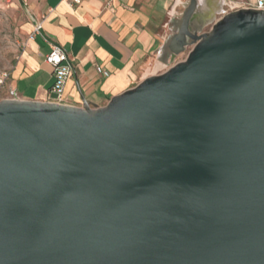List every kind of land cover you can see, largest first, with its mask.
Here are the masks:
<instances>
[{"label": "water", "instance_id": "95a60500", "mask_svg": "<svg viewBox=\"0 0 264 264\" xmlns=\"http://www.w3.org/2000/svg\"><path fill=\"white\" fill-rule=\"evenodd\" d=\"M196 5L104 107L0 102V264H264V11Z\"/></svg>", "mask_w": 264, "mask_h": 264}, {"label": "crops", "instance_id": "0c3cea01", "mask_svg": "<svg viewBox=\"0 0 264 264\" xmlns=\"http://www.w3.org/2000/svg\"><path fill=\"white\" fill-rule=\"evenodd\" d=\"M20 1L31 18L28 30L40 23L42 31L30 39L11 72L9 99L50 102L54 76L46 56L50 44L57 43L74 68L64 93V105L73 107L83 106L82 97L104 107L136 87L150 76L147 67L155 52L160 70L170 66L172 38L191 4V0H86L74 6L70 0ZM196 1L192 31L214 25L228 11L226 0ZM164 50L167 57L162 56Z\"/></svg>", "mask_w": 264, "mask_h": 264}, {"label": "rangeland", "instance_id": "374dc122", "mask_svg": "<svg viewBox=\"0 0 264 264\" xmlns=\"http://www.w3.org/2000/svg\"><path fill=\"white\" fill-rule=\"evenodd\" d=\"M30 23L31 18L20 0H0V102L11 97V72L27 49L33 35V31L28 30V24ZM212 28L213 25L208 24L199 33H208ZM191 50L192 47L187 48L186 52L179 55L175 62H171V56H168V51L164 50L162 56H168L167 59L171 64L162 70L159 69L158 54L155 52V56L147 67L150 70V76L162 74L176 63L185 61ZM5 76H7L6 79ZM3 80L4 83L2 84L1 81Z\"/></svg>", "mask_w": 264, "mask_h": 264}, {"label": "built area", "instance_id": "2783aa9c", "mask_svg": "<svg viewBox=\"0 0 264 264\" xmlns=\"http://www.w3.org/2000/svg\"><path fill=\"white\" fill-rule=\"evenodd\" d=\"M10 1V0H4ZM74 6H81L86 0H70ZM228 11L226 14L242 10V9H255L264 11V0H255L254 3L242 1V0H226ZM107 6L111 4L108 1ZM225 14V15H226ZM42 24L38 23L33 31L31 39L41 35ZM51 51L46 56V62L53 67L54 84L50 90L51 99L50 102L64 104V93L68 81L73 77L74 68L70 62L69 56L66 50L57 43H51ZM106 75H108L106 73ZM7 76H5V79ZM4 83V80L1 81Z\"/></svg>", "mask_w": 264, "mask_h": 264}, {"label": "bare ground", "instance_id": "6f19581e", "mask_svg": "<svg viewBox=\"0 0 264 264\" xmlns=\"http://www.w3.org/2000/svg\"><path fill=\"white\" fill-rule=\"evenodd\" d=\"M217 7V6H216Z\"/></svg>", "mask_w": 264, "mask_h": 264}]
</instances>
